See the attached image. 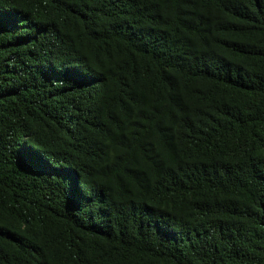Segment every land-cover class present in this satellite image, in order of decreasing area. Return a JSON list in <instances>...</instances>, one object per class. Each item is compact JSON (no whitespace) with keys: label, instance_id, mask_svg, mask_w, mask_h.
<instances>
[{"label":"trees","instance_id":"obj_1","mask_svg":"<svg viewBox=\"0 0 264 264\" xmlns=\"http://www.w3.org/2000/svg\"><path fill=\"white\" fill-rule=\"evenodd\" d=\"M0 264H264V0H0Z\"/></svg>","mask_w":264,"mask_h":264}]
</instances>
